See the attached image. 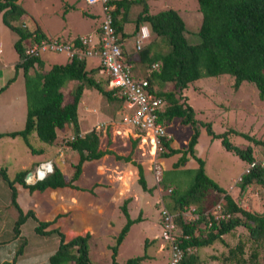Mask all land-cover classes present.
Wrapping results in <instances>:
<instances>
[{
    "label": "trees",
    "instance_id": "trees-1",
    "mask_svg": "<svg viewBox=\"0 0 264 264\" xmlns=\"http://www.w3.org/2000/svg\"><path fill=\"white\" fill-rule=\"evenodd\" d=\"M196 3L200 21L193 33L194 38L190 40L187 38L189 32L186 30L185 21L178 9L167 7L150 13L146 0H107V4L113 7L110 11L112 26L121 39L127 37V34H135L138 27L143 24L149 28L148 41L136 51V56L133 52L130 56L128 53L127 56L132 64V73L137 77H145L152 87L153 94L163 100L164 108L159 113V120L166 123L178 118L181 123L189 124L192 129L185 146L176 145L172 139L163 140V149L159 152L161 158L178 155L171 163V168L162 172L159 180L162 188L172 186L168 189L169 193L161 196L160 207L174 214L176 227L187 236L177 242L181 248V258L177 264H205V261L196 254V250L215 242L225 244L222 236L231 234L236 227L246 230V238L238 239L225 254L220 255L221 260L230 264L260 262L264 264L258 253V249L264 246V212L241 208L224 188L205 175L203 160L194 155L193 149L199 133L198 128H202L210 138H219L225 150L245 161L247 165L255 163L246 173L240 175L237 183L240 190L249 185L264 188V165L261 166L264 162V150L259 153L261 159H257L254 156L253 146L246 142L240 145L230 143L227 135H238L263 148L264 140L255 139L232 127L221 133H215L210 122L193 117L194 111L183 95V90L188 84L199 78L227 74L233 78V88H237L242 81L250 82L256 88L258 98H264V0H196ZM132 5L141 8L132 19L133 30L127 33L123 26L129 23L128 11ZM26 14L17 0H0V20L8 30L17 35L13 42V48L18 56L14 64V72L18 68L22 71L26 99L23 127L17 131L0 133V136L18 135L29 146L28 136L33 131L37 139L51 144L55 140L56 131L69 126L73 135L67 145L76 152L77 157L72 165L70 177H65L59 167L53 165L50 172L32 183L24 181L27 170L18 171L9 180L4 168L0 169L1 177L10 189V204L17 212L12 232L14 235L19 233L20 225L30 218L34 222L33 230L36 234L47 237L51 234L57 235L56 247L47 256L46 264H92L87 243L90 234L86 232L65 239L58 227H52L59 215L52 220L43 221L37 218L31 209L23 210L16 201L17 191L14 184L27 189L29 193L56 188L77 189L75 181L84 162L95 161L105 153L113 154L99 147V138L95 129L80 135L77 104L83 89L93 88L106 100L117 101L119 106L122 100L116 97L114 90L104 89L106 81L102 83L100 78L96 77L97 67L88 68V58L73 57L65 63H53L46 70H42L41 56L24 55L26 45L47 37L38 26L33 29L25 26ZM71 40L77 43V39ZM153 64H157V67L147 74L146 70H149ZM135 66L141 68L142 72L134 73ZM13 79L14 75L0 86V91ZM68 84L72 85L67 89L68 94L64 98L62 89ZM114 158L135 166L137 184L143 190H150L146 188L143 169L139 162L133 160L130 155L114 154ZM189 158L195 160V167L186 166ZM179 167L183 168L179 169ZM220 198L223 199V214H227V217L219 222L211 218L209 226H201L204 220L202 213L214 206ZM127 202L128 200L123 201L120 206L125 221L115 237V244L110 247L109 264H148L151 258L145 252V247L155 244V238L144 240V251L141 255L129 257L124 261L115 259L117 247L129 226L139 218L129 217L126 210ZM189 205L194 206L199 214L198 220L189 222L181 218V209ZM159 225L162 226L160 218ZM246 242H250L247 249ZM186 247L190 250L187 251Z\"/></svg>",
    "mask_w": 264,
    "mask_h": 264
},
{
    "label": "rangeland",
    "instance_id": "rangeland-1",
    "mask_svg": "<svg viewBox=\"0 0 264 264\" xmlns=\"http://www.w3.org/2000/svg\"><path fill=\"white\" fill-rule=\"evenodd\" d=\"M17 1L27 13V19L24 22L25 26L33 29L38 25L45 35L59 33L66 36L68 34L71 36L73 34H88L103 18L100 2L87 5L82 0ZM146 4L150 13L167 7L180 10V14L186 24V30L189 32L187 38L190 40L194 38L193 33L196 31L200 21V13L197 11L196 0H146ZM69 5H73L75 10H69ZM65 6L66 8H64ZM140 8L138 5L130 7L128 11L129 23L123 26V29L127 32L133 30L132 19ZM80 12L83 13V16H79ZM89 13L92 15H89ZM143 25L147 26L146 24ZM14 38V32L8 30L0 21V43L2 44L0 59L5 58L10 60L12 55H14L12 50ZM133 41L132 38H128L127 44L131 51L133 50ZM44 55H48L46 57H51L53 61H65L64 54L47 53ZM124 55L128 59L127 55ZM133 55L136 56V53L133 52ZM89 61L87 62L88 66L90 64ZM6 71L7 76L13 73V70L10 69ZM7 76L4 78H7ZM100 80L103 83L104 78L100 77ZM232 83V76L227 74L215 77H202L189 83L183 90V95L186 98L187 104L194 111L193 117L201 121L210 122L211 128L215 133H221L227 128L232 127L236 131L245 132L248 136H252L255 139L264 140V98H258L257 90L250 82L242 81L237 88H233ZM20 85V82L14 83L11 91L7 92V94H2L3 99L0 96V118L6 122L5 124L9 127V130L21 129L24 122L17 123L18 125L11 123L8 116L3 113L1 105L6 101L8 103L12 102L8 98L14 96L20 90ZM71 85L68 84L66 88L62 89L64 98L67 96V89H70ZM2 100L4 101L2 102ZM123 118L124 108L122 109L117 101L106 100L93 88L83 89L77 104V121L80 135L91 129H95L101 149L107 148V151L112 150L120 155H130L137 162L141 161L146 170V175L144 174L146 188L150 189H141L134 178V170L129 168L128 163L108 158L109 153L106 154L107 160L104 162H100L102 159L99 158L92 164L90 162L85 163V165L82 164V171L80 172L82 175L90 172V165L93 167L97 163L102 168L109 167V181L107 182L100 176L103 174V171L100 172L97 168L95 169L97 177L99 176L101 181L105 182V185L109 184V186H112L113 181H120L122 184V187L117 191L118 198L112 203L113 205L107 206L105 204V207H102L105 209L100 218L101 220L89 221L93 227L100 226L101 222V225L105 226L104 228L100 227L101 229L99 228L98 233L90 234L87 242L90 262L92 264H109L111 257L110 247L115 244V237L125 221L120 206L123 201L128 200L129 203L126 204L128 215H130V218H139L129 226L126 235L117 247L115 259L117 261H124L129 257L141 255L144 251V240L148 241L155 238V244H152L148 248L145 247V252L151 258L148 260V264H166L168 261V247L164 243L162 244L159 239L161 233L159 206L162 204L161 196L169 193L168 189H171L172 186L168 185L167 188H162L159 181L155 179H157V176L158 179L161 177L160 174L164 171L162 169L163 166L167 167L166 169L171 168V163L176 159V155L161 158L159 152L154 153L148 139L142 133L132 128V126L126 124ZM163 124L165 130L171 134L172 140L176 145H186L192 132L189 124L181 123L178 118H173ZM2 129L0 126V131ZM198 130V137L193 149L194 155L199 156L203 160L205 175L224 188L231 198L237 201L241 208L253 212H264L263 187L249 185L240 190L238 184L234 183L247 167V163L233 153L225 150L220 144L219 138H210L202 128H198ZM72 135L71 128L66 126L62 130H57L56 140L49 144L37 139L32 131L28 136L30 145L27 146L20 136L11 137L3 134L0 136V168L5 167V173L8 179L11 180L15 173L19 170L21 171L24 166L23 169H27L30 162L35 164L38 161L51 159L53 165H55L54 163H58V167H61L60 169H62L63 173L70 177L73 170L72 165L77 157L76 152L71 150L67 145ZM227 140L230 143L239 145L244 142L250 144L254 147V156L257 159H261L260 154L264 150L262 146L254 145L251 141L248 142L242 137L240 138L238 135L233 134H228ZM55 159L57 162H55ZM39 164L32 166L31 172H34L39 167ZM111 173H113V177ZM80 183H82L81 177ZM232 185L234 186L231 187ZM16 186L19 185L15 184V188L17 189ZM181 188H183V185H181ZM108 189H105V194L108 193L107 197L112 198L113 190ZM101 191L103 190L96 189V192L101 193ZM34 193L37 194L38 192ZM9 194L10 189L0 175V198L3 200L1 205H4L0 209V218L2 217L0 219V226L3 229L6 228L7 231H12V222L15 220L17 212L9 203ZM16 198H19V203L24 208L33 206L30 202L32 198L31 193H28L26 190L19 191ZM49 200L53 201V199ZM97 209H100V207L97 206ZM33 227V220L28 218L21 228L23 238L11 241L10 254H7L6 258L15 260L20 258L15 264H31V262L46 264L47 256L56 247L57 235L41 236L34 232ZM59 227L62 232H65L63 224L60 223ZM66 235L69 236L68 233ZM245 235L246 230L244 228L236 227L232 230L231 234H224L222 236L225 244L215 242L207 247L199 248L196 250V254L201 260L205 261V264H230L222 261L220 255L225 254L227 249L232 247L238 239H245ZM24 241H26L27 247L24 249L25 253H22ZM32 241H34L35 245H38L35 252H33L35 248L31 246ZM249 246L250 242H246L245 248L247 249ZM8 247L5 246V248ZM263 247L258 249L262 261H264ZM30 249V253H26ZM217 257L218 259H216ZM259 264H262V262Z\"/></svg>",
    "mask_w": 264,
    "mask_h": 264
},
{
    "label": "built area",
    "instance_id": "built-area-1",
    "mask_svg": "<svg viewBox=\"0 0 264 264\" xmlns=\"http://www.w3.org/2000/svg\"><path fill=\"white\" fill-rule=\"evenodd\" d=\"M83 1L87 5L95 2L101 3L103 18L96 31L76 37L77 43H74L73 40L68 41L47 36L45 39L26 45L24 55L37 57L46 53H60L65 55L66 60L73 57L96 59L98 72L104 76L106 81L105 89L114 90L116 97L122 100V106L125 108L124 122L148 139L154 153L162 152V141L171 138L159 120V113L164 108L163 100L153 94L152 87L145 77H137L132 73L129 57L126 59L124 55L122 39L112 26L110 11L113 7L107 4V0ZM146 39L147 34L144 33V28L140 27L139 34L134 39V50H139ZM156 67L157 64L151 65L150 69L146 70L147 74ZM263 164L264 162L261 163V165ZM254 165V162L250 163L243 172L246 173ZM39 169L43 174L50 172V162L41 163ZM237 180H240V177ZM221 204L218 202L202 213L207 222L203 220L201 226H209L211 218L219 222L227 217V214H223ZM180 215L184 221L189 222L198 220L200 217L193 206H184ZM159 218L162 225L159 238L162 244L164 243L168 247L166 264H177L181 258V248L177 242L181 240L180 238L185 239L187 236L183 235L176 227L173 220L174 214L168 213L164 207L159 211ZM186 250L190 249L186 247Z\"/></svg>",
    "mask_w": 264,
    "mask_h": 264
},
{
    "label": "crops",
    "instance_id": "crops-1",
    "mask_svg": "<svg viewBox=\"0 0 264 264\" xmlns=\"http://www.w3.org/2000/svg\"><path fill=\"white\" fill-rule=\"evenodd\" d=\"M73 5H69L68 9L69 10H75L73 8ZM64 8H66V6ZM83 13H84V11H83ZM83 13L80 12L79 16L80 15L83 16ZM89 15H92V14L89 13ZM97 26H98V24H96L93 27V29H91V31L88 33H93V31H96ZM140 27L144 28V33L147 34V37H150L149 28L147 29L148 26H144V25L139 26L138 29L136 30L135 34L134 33L131 35L127 34L128 36L123 37V39H122L123 49H124V51H125L124 53L126 55L129 53V56H130V53H131V50L128 48V44H127L128 38H132L134 40L136 35L139 34V28ZM39 29H40V27H39ZM40 31L42 32L41 29H40ZM124 31L127 32L125 29H124ZM127 33H130V32H127ZM14 35H15V38H14V40H15L17 38V35L15 33H14ZM43 35L48 36V37H57V38H60L62 40H71L74 38L76 39L77 36H82V35H86V34H81V35L73 34L72 36L68 34V36H66V35H62L61 33L52 34V35H45L43 33ZM133 46H134V41H133ZM0 47H1V53H2V44L1 43H0ZM12 48H13V44H12ZM12 50H13L14 55H12L10 60H7L5 58L0 59V81H1L0 86L4 85L5 82L7 81V79L11 78L14 75V79L11 82H9L8 84H6L4 89H2L0 91V96L3 99L2 94H7V92H9L13 89L14 83L16 84V83L20 82V84H21L20 90L17 91L14 94V96H11L10 98H8V100H10L12 102L8 103L6 101L4 104L1 105L3 113L8 116L9 121L11 123H13V124L15 123V125H16L17 123L24 122V120H25L26 99H25V93H24V88H23L22 71L20 68H18L17 71L14 72V64L17 62L18 56H17L14 48ZM1 53H0V55H1ZM56 54H58V53H56ZM46 56H48V55L43 54L40 57V60H42V63H43V67H42L43 69L42 70H46L50 66V64L65 63L67 61L66 58H65L64 62L53 61V60H51V57L47 58ZM88 61L90 62L89 66L87 65L88 68L96 67V62H95L96 59L88 58L87 62ZM7 69L13 70L12 75L7 76V71H6ZM140 71H141V68H137L136 66L134 67V70H133L134 73H140ZM5 76H7V78H4ZM96 77L97 78H100V77L104 78V76L102 74H100L99 72L96 74ZM3 101L4 100H2V102ZM121 107H122V109L124 108L122 106V104H121ZM124 115H125V108H124ZM21 116H22V118H21ZM5 123L6 122L1 120V118H0V126L3 128L0 131V133H8L11 131H17V130H9V127H7ZM18 130H20V129H18ZM55 140H56V137H55ZM103 150H108V149L105 148ZM110 151L113 152V154L109 153L108 158L110 157L113 160L122 161V160H117L114 158V154H116V155H120V154H117L112 150H110ZM106 154L107 153L103 154L100 157L102 159V161H100V162H104L105 160H107ZM120 156H126V155H120ZM177 156L178 155H176L175 158H177ZM97 160L92 161L90 163L92 164V163L96 162ZM133 160H135V159H133ZM47 161H49L51 163V165L53 166L52 160L46 159L43 161H38L35 164L33 162H30L27 169H23L25 167L24 166L21 170H27V171L29 170L28 172H31L32 166H36L39 163H43V162H47ZM55 162H57L56 159H55ZM88 162L89 161H86L83 164L85 165V163L87 164ZM139 163L143 169V172H144L143 175H144L146 172L144 165L141 163V161H139ZM54 164L56 166H58V163H54ZM127 165H129V168L131 170L132 169L134 170V178L137 179L136 167L129 164V163ZM90 166H91L90 172H88L87 174L84 173L83 175H82V173H80L79 177L76 179L75 185L78 187L77 189H70V188L45 189L42 192H38L41 194H38V193L35 194L34 192H32L31 193L32 198L30 199V202L33 204V206L29 207V208H27V207L24 208L23 205L21 203H19V198H16L19 206L23 210L31 209L34 212L35 216L37 218L43 220V221L52 220L57 215H59V217H56V220L54 221V224L52 225V227H58L61 230V228L59 227V224L60 223L63 224L64 231L69 234V236H68V235H66L65 232H63L65 239H68L74 235H78V234L81 235V234H84L86 232L91 234V235L93 233H98L99 228L100 227L104 228L105 226L101 225L102 224V222H101L100 226L93 227V225L89 221L101 220L100 218H101L102 214L104 213V209H105L102 207H105V204H107V206L111 205L114 201H116V199L118 198L117 191L122 187V184L120 181L115 180L116 182L113 181L112 186L110 185L111 187L109 186L108 183H106L108 185H105V182H103V180H105L106 182L109 181V175H108L109 174L108 172H110L109 167L102 168V167L98 166L97 163L95 165H93V167H92V165H90ZM186 166L195 167L196 166L195 160H193L192 158H189L188 162L186 163ZM184 167H185V165H184ZM96 168H97V170H100V172L103 171V174L100 175V176H102V178H104L102 181H101V178L99 176L97 177V175H96L97 172L95 173ZM166 168L167 167H164V166L162 167L163 170H165ZM181 168H183V167H179V169H181ZM4 170L6 172L5 167H4ZM60 170L63 173L62 169H60ZM81 171H82V168H81ZM64 176L66 177L65 174H64ZM111 176L113 177V173H111ZM80 177L82 178V183H80ZM159 179H160V177H159ZM155 180L158 181V176H157V179H155ZM14 186H15V184H14ZM233 186L234 185H232L231 187H233ZM16 187H17V189H16L17 195H18L19 191H21V190L27 191V189L21 187L20 185L16 186ZM96 189H101L103 191H101V193L96 192ZM105 189L113 190V197L112 198L107 197L108 193L105 194L106 193ZM33 194H35V195H33ZM96 195H97V197H96ZM9 196H10V194H9ZM49 199H53V201H50ZM21 201H23V200H21ZM2 203H3V200L0 198V209L2 208V206H4V205H1ZM9 203H10V199H9ZM127 203H129V202H127ZM97 206L100 207V209H97ZM11 216H12V214H11ZM41 217H43V218H41ZM129 217H130V215H129ZM0 219H2V217ZM26 220L20 225L19 233L15 234V235L13 234L12 231H7L6 228L3 229L0 226V264H15L16 261H18L20 259V258H18L17 260H15L12 258H6V256H7V254H10L11 241L23 238L21 228H22V225L26 222ZM13 222H14V220H13ZM13 222H12V225H13ZM199 227H200V225H199ZM11 229H12V227H11ZM5 246H9V247L5 248ZM31 246L33 248H35L33 250V252H35L36 249L38 248V245H35L34 241L31 242ZM25 247H27L26 241H24L22 253H25V250H24V249H26ZM30 251H31V249L29 251H26V253H30ZM19 253H21V252H19ZM31 264H36V263L31 262Z\"/></svg>",
    "mask_w": 264,
    "mask_h": 264
},
{
    "label": "clouds",
    "instance_id": "clouds-1",
    "mask_svg": "<svg viewBox=\"0 0 264 264\" xmlns=\"http://www.w3.org/2000/svg\"><path fill=\"white\" fill-rule=\"evenodd\" d=\"M148 39H149V37H147V39H146L145 42H147ZM145 42H144V43H145ZM144 43H143V44H144ZM143 44H142V45H143ZM141 47H142V46H141ZM0 48H1V47H0ZM140 49H141V48H140ZM140 49H139V50H140ZM137 51H138V50H137ZM131 52H135V53H136V51L134 50V48H133V50H132ZM160 113H161V112H160ZM167 133H168V132H167ZM170 136H171V134H170ZM70 139H71V138H70ZM170 139H172V137H171ZM152 148H153V147H152ZM47 162H49V161H47ZM43 163H44V162H43ZM40 164H41V163H40ZM40 164H39V165H40ZM50 164H51V163H50ZM263 165H264V164H263ZM261 166H262V165H261ZM37 169H39V167H37L35 170H37ZM51 170H52V165H51ZM34 173H35V171H34V172H31V174H30V175L33 176V179H34L33 181H35V180H39V179H41L45 174H47V173H45V174H43L41 177H38V178H37L36 176L34 177ZM243 173H244V172H243ZM30 175H29V176H30ZM29 176H28V177H29ZM238 177H240V176H238ZM238 177H237V178H238ZM30 180H31V181H30ZM159 180H160V179H158V181H159ZM24 181H25L26 183H32V182H33L32 179H29V180H28V178H27V180L24 179ZM237 181L239 182V180L236 179V181H234V183L237 184ZM221 201H222V203H223V199H222V198H220V199L217 201V203H218V202H221ZM217 203H216V204H217ZM189 206H192V205H189ZM186 207H188V206H186ZM193 207H194V206H193ZM221 207H222V204H221ZM161 208H162V207L159 206V211L161 210ZM181 210H182V209H181ZM222 210H223V207H222ZM161 243H162V241H161Z\"/></svg>",
    "mask_w": 264,
    "mask_h": 264
},
{
    "label": "bare ground",
    "instance_id": "bare-ground-1",
    "mask_svg": "<svg viewBox=\"0 0 264 264\" xmlns=\"http://www.w3.org/2000/svg\"><path fill=\"white\" fill-rule=\"evenodd\" d=\"M42 175H43V172H42L41 169H37V170H35L34 177H35V176H37V177H41ZM29 179H33V176L30 175V176H29Z\"/></svg>",
    "mask_w": 264,
    "mask_h": 264
},
{
    "label": "water",
    "instance_id": "water-1",
    "mask_svg": "<svg viewBox=\"0 0 264 264\" xmlns=\"http://www.w3.org/2000/svg\"><path fill=\"white\" fill-rule=\"evenodd\" d=\"M31 174V172H26L24 179L27 180L28 176Z\"/></svg>",
    "mask_w": 264,
    "mask_h": 264
}]
</instances>
